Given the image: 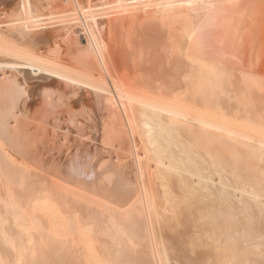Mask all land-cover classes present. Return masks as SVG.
Here are the masks:
<instances>
[{
    "label": "bare ground",
    "instance_id": "bare-ground-1",
    "mask_svg": "<svg viewBox=\"0 0 264 264\" xmlns=\"http://www.w3.org/2000/svg\"><path fill=\"white\" fill-rule=\"evenodd\" d=\"M33 1L0 0V264H264V0H64L63 50Z\"/></svg>",
    "mask_w": 264,
    "mask_h": 264
},
{
    "label": "rangeland",
    "instance_id": "rangeland-1",
    "mask_svg": "<svg viewBox=\"0 0 264 264\" xmlns=\"http://www.w3.org/2000/svg\"><path fill=\"white\" fill-rule=\"evenodd\" d=\"M63 2H64V0H62ZM83 1V3L85 4L86 3V1L85 0H82ZM34 2V4H33V6H34V8H36L34 11H35V13H36V15H39V16H45L43 13H45V11L47 12V10L49 9L50 10V8L49 7H52V8H54V9H52L53 10V13H55V12H57V11H55V8H56V10H57V8H58V12L56 13V15L60 12V13H62V12H64V10L65 11H67V10H70V9H72L73 7H70V9L68 8V6H69V4H71L70 2L71 1H67V2H64V3H62V2H60L59 1V4L61 3L62 5H58V4H56V3H54L55 5H57V7L53 4H51L52 6H50L49 5V7H41V9H39V6H37V5H39V3H40V1H33ZM39 2V3H38ZM41 2L42 3H40V5H43V1L41 0ZM96 4H97V1H94ZM37 3V4H36ZM58 3V2H57ZM69 3V4H68ZM94 3V4H95ZM36 4V5H35ZM46 5V4H45ZM44 5V6H45ZM72 5V4H71ZM70 5V6H71ZM87 5H89V4H87ZM86 5V6H87ZM37 6V7H36ZM47 6V5H46ZM55 6V7H54ZM63 8V10L62 9H60V10H62V12L61 11H59V8H61V7ZM64 6H66L67 8L66 9H64L65 7ZM38 9L40 10V11H38ZM43 9V11H41ZM45 9V10H44ZM52 10H50V12L48 13H45V14H47L46 15V17H48L49 15H51L52 17H50L49 16V18H46V17H44V22L45 21H47V24H48V22H49V27H47V24H46V27H47V32H49L50 31V34H51V36H52V41L53 42H55L56 43V45H58V46H55V48H57V47H63V48H61L62 50L63 49H66L67 48V46L69 47V41H66V40H64L63 39V37L61 38V37H58L57 38V35H56V33L58 32V31H60L59 29L60 28H62L61 27V25L63 26L64 25V20L65 19H68V18H65L64 20L62 19V15L61 14H58L57 16H59V15H61V17L59 16V17H57L56 15H54V14H52ZM55 11V12H54ZM39 12H41L40 14H37V13H39ZM43 12V13H42ZM51 13V14H50ZM74 14H75V12H73ZM77 14V13H76ZM75 14V15H76ZM93 14V16H94V13H92ZM54 15V16H53ZM53 17H55V19L53 18ZM1 18V17H0ZM52 18V19H51ZM61 18V19H60ZM5 18H2V19H0V20H3V22L6 20H4ZM49 20V21H48ZM62 20V22H61V24H59L60 23V21ZM55 21H58L59 23V25L57 24V22H55ZM66 21V20H65ZM2 22V21H1ZM51 22H55L54 23V26H53V23H52V25L50 24ZM59 26V27H58ZM57 27V28H56ZM59 28V29H58ZM51 29V30H50ZM49 30V31H48ZM54 30V31H53ZM52 33H54V35L52 34ZM57 38V40H55V39ZM62 39V41H61V39ZM58 39H59V41H58ZM58 41V42H57ZM63 44H62V43ZM58 43V44H57ZM65 43V44H64ZM68 45H67V44ZM65 45H67V46H65ZM64 47H66V48H64ZM53 48H54V46H53ZM112 68V74H114L115 72H117L116 73V75L114 74V76H116V77H120V78H125L126 76H127V74L128 75H130L129 74V71L128 70H126L125 71V69L124 68H121V70L125 73V74H121L120 73V71H119V69H117L116 70V68H114V67H111ZM114 69V70H113ZM124 69V70H123ZM127 69V68H126ZM258 70V69H257ZM132 71V70H131ZM131 71H130V73H131ZM259 71V70H258ZM126 72H128V73H126ZM257 72V71H256ZM259 72H261V70L259 71ZM133 73V72H132ZM264 76V75H263ZM264 78V77H263ZM263 82V81H262ZM261 86V89H260V87H257V89L259 90V93L260 94H264V84H261L260 85ZM254 89H255V86H252L251 87V90L250 91H254ZM246 96V95H245ZM262 110H264V106L262 107ZM60 134V133H59ZM61 134H63V133H61ZM60 134V135H61ZM50 136V135H49ZM52 137H54V136H50V137H48L49 139H51ZM129 140V139H128ZM127 142V144H129L128 142L129 141H126ZM63 143V142H62ZM125 154V153H124ZM194 187H196L195 185H194ZM197 188V187H196ZM194 199V198H193ZM191 201V203H192V199L190 200ZM176 221H177V223H176ZM191 221H193V222H191ZM195 221V222H194ZM182 222V223H181ZM180 223V224H179ZM194 223H196V218H194V220H193V218L190 220V222L187 224V225H184V222H183V220L181 219V217H179V219L178 218H176L175 219V221L174 222H172V225H174L175 226V228L173 229V230H169V231H166L165 230V228L164 227H160V228H158V232L159 233H161V234H165V233H169L170 235L171 234H182L183 232H184V230H185V232H186V230H187V232L189 231L190 233L192 232V231H194V229L196 228L195 226H194ZM190 224V225H189ZM188 226H190V227H188ZM194 226V227H193ZM177 228V229H176ZM184 228V229H183ZM189 228H190V230H189ZM193 228V229H192ZM200 228V227H199ZM203 227L201 226V228L200 229H202ZM179 231V232H178ZM178 232V233H177ZM193 233V232H192ZM191 235V234H190ZM189 245V246H188ZM174 246H176V249H178V250H182V251H184V250H189L191 247H192V245H191V243L189 244V239H188V242H187V239H185V240H183V241H179V242H177V241H174ZM190 247V248H189ZM231 255H230V253H228L227 251H224L223 253H222V255L220 256V258H219V260L218 261H215V262H219V264H234L235 262H236V260H234V259H231L230 260V257ZM246 259H248V257H245ZM198 262V261H197ZM196 263V261H192V262H190L189 264H195ZM211 263H214L213 261L211 262ZM238 263H240V261H238Z\"/></svg>",
    "mask_w": 264,
    "mask_h": 264
}]
</instances>
